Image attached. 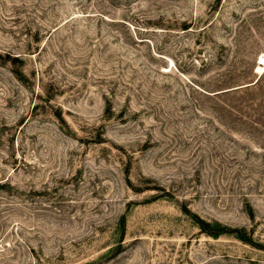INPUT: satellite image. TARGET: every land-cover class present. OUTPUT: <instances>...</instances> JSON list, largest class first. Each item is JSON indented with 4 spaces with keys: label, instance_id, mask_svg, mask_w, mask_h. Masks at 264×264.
<instances>
[{
    "label": "rangeland",
    "instance_id": "1",
    "mask_svg": "<svg viewBox=\"0 0 264 264\" xmlns=\"http://www.w3.org/2000/svg\"><path fill=\"white\" fill-rule=\"evenodd\" d=\"M262 57L264 0H0V264H264Z\"/></svg>",
    "mask_w": 264,
    "mask_h": 264
},
{
    "label": "trees",
    "instance_id": "2",
    "mask_svg": "<svg viewBox=\"0 0 264 264\" xmlns=\"http://www.w3.org/2000/svg\"><path fill=\"white\" fill-rule=\"evenodd\" d=\"M196 218L201 230L209 235L218 236L225 232L224 227H214L204 219H201L200 217Z\"/></svg>",
    "mask_w": 264,
    "mask_h": 264
},
{
    "label": "bare ground",
    "instance_id": "3",
    "mask_svg": "<svg viewBox=\"0 0 264 264\" xmlns=\"http://www.w3.org/2000/svg\"><path fill=\"white\" fill-rule=\"evenodd\" d=\"M263 61H264V58L262 57L260 63H263ZM261 65H262V64H261Z\"/></svg>",
    "mask_w": 264,
    "mask_h": 264
}]
</instances>
